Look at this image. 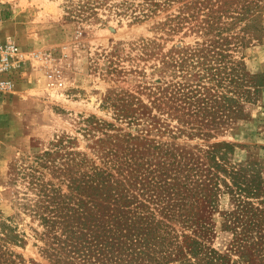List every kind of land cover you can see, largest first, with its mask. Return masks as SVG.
Masks as SVG:
<instances>
[{
  "label": "rangeland",
  "instance_id": "obj_1",
  "mask_svg": "<svg viewBox=\"0 0 264 264\" xmlns=\"http://www.w3.org/2000/svg\"><path fill=\"white\" fill-rule=\"evenodd\" d=\"M6 1L0 264H125L106 203L175 230L131 264H264V0Z\"/></svg>",
  "mask_w": 264,
  "mask_h": 264
},
{
  "label": "trees",
  "instance_id": "obj_2",
  "mask_svg": "<svg viewBox=\"0 0 264 264\" xmlns=\"http://www.w3.org/2000/svg\"><path fill=\"white\" fill-rule=\"evenodd\" d=\"M205 20L208 22V18ZM102 207L103 218L96 226L100 247L117 256L118 260L131 264L142 261L144 256L145 259L155 260L159 253L164 258L173 256L177 238L173 234L175 230L168 228L164 217L155 218L152 213L127 214L111 207V203L103 204ZM192 245L196 247L195 243Z\"/></svg>",
  "mask_w": 264,
  "mask_h": 264
},
{
  "label": "built area",
  "instance_id": "obj_3",
  "mask_svg": "<svg viewBox=\"0 0 264 264\" xmlns=\"http://www.w3.org/2000/svg\"><path fill=\"white\" fill-rule=\"evenodd\" d=\"M0 0V6L6 4ZM29 53L10 36L0 37V91L10 90L25 73Z\"/></svg>",
  "mask_w": 264,
  "mask_h": 264
},
{
  "label": "crops",
  "instance_id": "obj_4",
  "mask_svg": "<svg viewBox=\"0 0 264 264\" xmlns=\"http://www.w3.org/2000/svg\"><path fill=\"white\" fill-rule=\"evenodd\" d=\"M2 33V32H1Z\"/></svg>",
  "mask_w": 264,
  "mask_h": 264
}]
</instances>
